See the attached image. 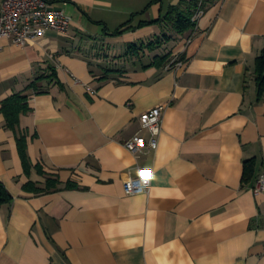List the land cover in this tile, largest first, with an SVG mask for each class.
<instances>
[{
    "label": "crops",
    "instance_id": "0c3cea01",
    "mask_svg": "<svg viewBox=\"0 0 264 264\" xmlns=\"http://www.w3.org/2000/svg\"><path fill=\"white\" fill-rule=\"evenodd\" d=\"M45 1L72 18L68 34L0 40V100L31 96L21 128L37 135L27 175L0 107V182L13 199L0 208V264H264V193L253 192L264 178V0H219L142 58L125 54L160 37L155 22L182 0ZM170 52L168 66H152ZM54 71L47 93L28 91ZM158 106V149L129 151L136 134L149 138L141 118ZM139 168L153 170L151 190L128 196ZM49 179L57 190L24 188Z\"/></svg>",
    "mask_w": 264,
    "mask_h": 264
},
{
    "label": "trees",
    "instance_id": "16d2710c",
    "mask_svg": "<svg viewBox=\"0 0 264 264\" xmlns=\"http://www.w3.org/2000/svg\"><path fill=\"white\" fill-rule=\"evenodd\" d=\"M217 1L219 0H203V9L206 11ZM200 2L201 0H182L179 5L171 7L161 19L155 22L165 29L164 33L160 37H157L154 40H150L147 44L144 42L132 45L128 52H126L125 56H128L130 53L136 52L139 58H142L143 55L141 56V54L145 52L146 49H159V47H161V43L163 44V42L165 41L177 39L176 36H183L185 33L191 30H195V28H197V22L193 21V18L196 11L198 10ZM132 28V26L127 24L118 29L114 33V35H122ZM170 32L173 33L170 35L168 34ZM174 33H176V35H174ZM171 58L172 52L165 55L156 56L152 63V66H156L159 68L168 66L171 62ZM169 67H172V65ZM255 74L259 93L258 96L259 100H261L264 96V49L256 60ZM47 79H50L51 82L53 80H57V73L54 71V73L51 75L39 76L28 87V91L33 90L36 95L47 93V90L40 86V83ZM104 79L106 78H103V80ZM30 100L31 96L24 93L14 94L4 100H0L1 112L6 119V127L14 131V133L16 134L19 153L22 159L25 173L27 175H30L33 169V165L28 156L29 141L37 136L36 134L32 135L28 130L21 128L22 118L32 112ZM245 166L244 181L248 182L254 175V163L247 162ZM36 168L40 173H43L42 167L40 165ZM58 185V180L49 179L47 181V187L45 189L38 188L37 185L33 182H29L24 186V188L25 190L34 192L38 195L43 193H50L53 190H57ZM66 187L68 189H75L77 188V185L69 182ZM12 200V196L10 195L6 187L0 182V208L10 205L12 203Z\"/></svg>",
    "mask_w": 264,
    "mask_h": 264
},
{
    "label": "built area",
    "instance_id": "2783aa9c",
    "mask_svg": "<svg viewBox=\"0 0 264 264\" xmlns=\"http://www.w3.org/2000/svg\"><path fill=\"white\" fill-rule=\"evenodd\" d=\"M204 14L201 0L193 21L198 23ZM72 24L70 16L63 10L53 8L45 0H0V40L7 38L15 45L27 46L51 31L66 35ZM164 109L165 106H158L142 116V130L148 131L150 136L148 139L140 133L133 136L125 143L129 151L139 153L144 149H158ZM152 177V169L139 168L137 177L125 181V193L128 196L148 193L152 187ZM253 192L255 195L264 193V178L259 179Z\"/></svg>",
    "mask_w": 264,
    "mask_h": 264
}]
</instances>
